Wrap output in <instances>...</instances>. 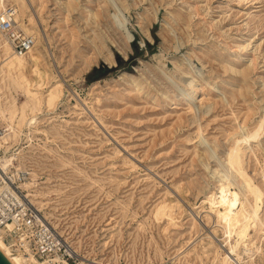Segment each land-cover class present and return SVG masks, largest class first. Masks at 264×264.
<instances>
[{"label":"rangeland","instance_id":"1","mask_svg":"<svg viewBox=\"0 0 264 264\" xmlns=\"http://www.w3.org/2000/svg\"><path fill=\"white\" fill-rule=\"evenodd\" d=\"M44 2L48 34L59 33L58 64H48L58 78L40 93L60 79L62 91L23 123L16 114L9 153L29 173L28 199L76 251L62 264H219L226 253L230 264H264V229L229 234L208 203L197 208L234 135L264 116V0ZM190 78L200 87L193 107L181 100ZM11 93L20 107L25 97ZM259 139L243 159L264 222V132Z\"/></svg>","mask_w":264,"mask_h":264},{"label":"bare ground","instance_id":"2","mask_svg":"<svg viewBox=\"0 0 264 264\" xmlns=\"http://www.w3.org/2000/svg\"><path fill=\"white\" fill-rule=\"evenodd\" d=\"M97 1L101 2V0ZM6 2H12L13 5L16 6V20L17 23H19L20 20L22 21L19 23V26L22 28L24 33L35 37L34 47L25 56H17L13 54L9 44H7V42L0 37V47L2 50V54L0 56V132L2 134L0 142H9L5 146V151L8 156L1 157L0 166L2 168L13 166L16 169H19L15 166V163L18 161L17 155L9 153L12 142L9 130L12 129L13 131V141L16 140L18 136V131L12 127L14 125L13 119L16 117V114H20L18 124H21L25 120L27 110H30L32 113L37 112L41 109L43 102L51 107L55 100H57V98L61 95L63 84L60 79L58 81L59 83H55L51 87V90L47 92L45 97H43L40 93V90L47 84L46 80L49 79V77H51V79L58 78L51 72L48 64L52 61L54 70L56 63L58 64L55 53L51 51V43L53 39L59 35V33L57 31L56 34L54 33L51 36L48 34L47 26L49 18L46 17V19H43L44 17L42 16L46 7L44 0H0V12L6 8ZM50 12L51 10L49 11V14ZM110 18L119 29V24L116 20L117 16L113 14ZM127 38L129 39V37ZM57 41L59 42L60 38H57ZM193 67L194 66L192 64L188 65V74L191 72L194 73ZM58 68L59 67H57V69ZM224 70L226 71L227 69L224 68ZM241 74L245 77L246 71H241ZM191 78L186 84L190 88L182 91L181 94V100L187 102L189 107L192 106V103H195L193 101H195L194 99L200 88L199 85L194 84L195 81ZM200 78L203 77L200 75ZM12 89L15 92L20 91L25 97V102L20 107L16 102V98L11 93ZM240 95L244 96L243 93H240ZM195 105H197V103H195ZM263 132L264 116H261L260 120L256 122L253 128L249 130L246 129L242 133L240 132V134H237V136L234 135L235 138L233 137L234 139L232 140V143L226 150V157L224 160L225 165L223 166L224 169L222 172L217 169H213V173H210V175L213 174V176H217L218 185L215 186V188L207 189L203 192L204 200L201 202L200 206L197 207L199 209L203 208V205L208 203L210 206L209 215L211 213L214 214L216 217L215 220L222 224L226 230H228L229 234L234 233L236 235L246 236L247 231L250 228L259 229L260 231L264 229V222L259 219L258 200H261V190L257 185L252 183V178L245 170L243 159L247 151L246 146L249 148L253 142L260 143L261 139L259 138ZM260 148L264 151V144H261ZM30 185L31 184L29 182H25L22 188L24 190H28ZM232 186H236L239 189V192H237L238 189L233 191L231 189ZM26 196L28 198V195ZM241 196L244 198L243 202ZM29 201L32 204H35L32 199H29ZM171 212L173 213L172 210L170 212H165L164 217L171 218V221H173ZM168 221L170 224V220ZM0 240L2 239L0 238ZM251 244V242H244V249L246 248L245 250L248 251L247 248ZM234 248L235 247L231 246L230 250L233 252ZM208 251L212 250L209 248L207 252ZM72 252L75 254L76 251L72 250ZM0 253L10 264H21L17 257L13 258L9 256L1 248ZM226 254L228 255V253ZM227 255H224V257L220 259L219 264H230L229 255ZM27 260L29 264L34 262V259L29 256H27Z\"/></svg>","mask_w":264,"mask_h":264},{"label":"built area","instance_id":"3","mask_svg":"<svg viewBox=\"0 0 264 264\" xmlns=\"http://www.w3.org/2000/svg\"><path fill=\"white\" fill-rule=\"evenodd\" d=\"M16 18L17 9L14 6H6L0 12V37L9 44L13 54L25 56L34 47L35 37L25 34ZM1 136L0 132V141ZM1 151L0 146V156ZM28 178L29 173L24 169L0 166V238L13 253L31 256L48 264L74 260L71 247L23 191L22 186Z\"/></svg>","mask_w":264,"mask_h":264},{"label":"water","instance_id":"4","mask_svg":"<svg viewBox=\"0 0 264 264\" xmlns=\"http://www.w3.org/2000/svg\"><path fill=\"white\" fill-rule=\"evenodd\" d=\"M0 264H10L8 260L0 253Z\"/></svg>","mask_w":264,"mask_h":264}]
</instances>
